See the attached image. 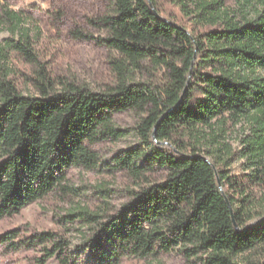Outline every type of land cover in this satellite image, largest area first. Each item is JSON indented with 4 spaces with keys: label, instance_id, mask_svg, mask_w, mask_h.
I'll return each instance as SVG.
<instances>
[{
    "label": "trees",
    "instance_id": "trees-1",
    "mask_svg": "<svg viewBox=\"0 0 264 264\" xmlns=\"http://www.w3.org/2000/svg\"><path fill=\"white\" fill-rule=\"evenodd\" d=\"M110 1V13L89 19L111 53L113 82L102 92L55 83L22 15L0 11L8 33L0 42V220L57 190L70 193L71 168L122 173L135 185L130 202L111 216L108 190L99 188L101 213L65 212L64 223L81 226L78 244L18 229L1 233L0 244L36 252L33 264H160L173 250L190 264H264V0ZM125 112L139 118L138 145L107 162L93 146L125 136L114 121ZM242 119L254 136L232 175L224 167L231 151L219 154L214 129Z\"/></svg>",
    "mask_w": 264,
    "mask_h": 264
},
{
    "label": "rangeland",
    "instance_id": "rangeland-1",
    "mask_svg": "<svg viewBox=\"0 0 264 264\" xmlns=\"http://www.w3.org/2000/svg\"><path fill=\"white\" fill-rule=\"evenodd\" d=\"M8 8L19 12L28 26L41 62L48 69L53 81L72 83L92 92H102L107 84L113 82V75L108 61L111 53L99 40L103 36L89 23V19H97L111 12L110 0H0V11ZM169 13L185 26L191 22L174 6L168 5ZM81 31L89 37L78 36ZM8 36L5 30H0V42ZM16 66L19 70L29 71L22 62ZM261 72V70L259 71ZM20 73V72H19ZM24 93H33V89L18 74L15 78ZM147 73H137L135 81L148 82ZM59 88V87H58ZM115 125L126 129V134L116 141H103L93 146L100 158L107 162L121 151L138 145L135 127L139 118L132 112L119 113L114 116ZM217 148L223 155L226 149L231 156L224 166L232 175L242 172L245 159L241 151L247 141L253 140L254 132L250 121L242 119L237 123H226L224 126L215 125ZM162 175V173H160ZM66 184L72 188L70 193L55 191L23 208L18 214L0 220V234L18 229L21 233L36 231H56L69 238L73 244L81 241L80 234L74 227L80 224H66L62 216L71 208L85 206L89 211L101 213L105 205L99 200V188H106L109 197V207L106 210L111 216L122 210V206L130 202L128 189L134 188L132 180L122 173H104L71 168L67 171ZM83 227V226H82ZM67 228H70L67 230ZM83 232H87L83 227ZM74 252L76 248L72 247ZM34 251H13L8 246L0 244V264H33ZM160 264H190L183 255L176 251L162 254ZM45 264H58L51 259ZM122 264H147L143 262H122ZM159 264V263H153Z\"/></svg>",
    "mask_w": 264,
    "mask_h": 264
}]
</instances>
